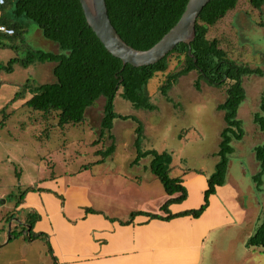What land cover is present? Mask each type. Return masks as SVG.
<instances>
[{
    "label": "rangeland",
    "instance_id": "374dc122",
    "mask_svg": "<svg viewBox=\"0 0 264 264\" xmlns=\"http://www.w3.org/2000/svg\"><path fill=\"white\" fill-rule=\"evenodd\" d=\"M262 21L264 7L258 11L249 0H240L208 34V38L218 39L221 48L238 64L263 71V75L243 78L246 99L239 108L238 118L246 134L242 141L232 143L235 153L228 167L229 180L238 181L248 193L254 188L251 173L259 170L253 148L264 141V133L253 123L264 91ZM31 50L59 52L58 46L46 40L38 25L29 20L20 37L0 38V65L5 68L0 69V264H56L43 239L29 240L23 233V222L29 210H22L21 206L16 208V203L26 189L47 183L67 200L70 217L80 213L79 206L83 203L122 219H128L132 211L139 209L159 213L167 196L149 169L150 158L132 165L137 155L135 122L117 119L111 131L113 138L108 134L100 137L103 97L88 108L84 122L64 127L58 126L55 114L45 116L27 106L30 94L16 98L28 79L34 85L55 82L53 63L21 66L20 61ZM14 59L17 61L10 64ZM182 66L183 58L171 55L167 72L156 74L148 83L147 93L156 110L135 109L120 96L121 90L115 99V110L121 115L136 116L142 122V151L171 154V177H186L193 170H203L210 176L215 171L214 153L218 151L220 133L225 126L224 113L218 106L226 99V87L210 86L201 81L197 88L198 74L191 72L179 78L168 93L169 100L162 95L160 87L168 73L177 72ZM112 144L115 145L112 155L99 162L102 154L97 151H105ZM111 196L118 198L115 206L108 202ZM255 196L258 197L259 227L264 212V186ZM52 198L47 204L54 208L59 206L56 201L59 204L60 200ZM236 228L217 231L219 237L215 244L219 251L228 247L237 234ZM215 234L212 233L205 243L204 263ZM236 250L242 252V246ZM248 253L243 264H264L263 251L249 249Z\"/></svg>",
    "mask_w": 264,
    "mask_h": 264
},
{
    "label": "trees",
    "instance_id": "16d2710c",
    "mask_svg": "<svg viewBox=\"0 0 264 264\" xmlns=\"http://www.w3.org/2000/svg\"><path fill=\"white\" fill-rule=\"evenodd\" d=\"M0 4V24L14 29L13 36L20 37L26 27V20L35 22L43 37L57 45L59 52L31 50L20 61L24 68L35 63H53L55 82L34 85L28 79L23 84L22 91L16 98L30 94L26 105L45 116L55 114L58 126L78 125L84 122L88 108L103 97L104 115L100 126V137L111 131L117 119L132 120L135 128L134 146L136 157L132 165L139 164L142 159L150 158L149 169L162 184L166 194L170 196L160 208L166 216L154 213L132 212L130 219L121 224L131 223L137 215H145L149 219L170 221L174 218L190 216L199 219L210 205V197L216 194L218 187L226 183L228 167L235 153L234 141H242L245 137L243 122L238 118L239 108L246 99L243 78L251 75H263L259 68L252 69L248 65L238 64L221 48L220 41L208 38L210 28L218 24L226 15L234 10L240 0H211L201 12L196 24V37L189 46L178 45L170 54L157 64L135 68L123 64L122 60L114 57L87 24L79 0H2ZM189 0H106L110 20L120 37L136 50H149L156 45L181 19ZM250 5L260 11L264 0H249ZM11 8V11H10ZM264 28V21L260 22ZM176 55L183 58L182 68L174 73H168L160 91L169 99L168 93L182 76L191 72L198 74L199 82L204 81L210 86L226 87V99L218 106L224 113V128L220 133L218 151L215 154L217 163L215 171L207 179L208 188L204 192L203 204L196 209L185 210L172 214L169 210L172 204L184 202L188 191L181 177H171L172 156L167 152L156 150L142 151L144 126L132 115H121L115 110V99L120 96L130 102L137 110L154 111L156 106L151 102L147 93L148 83L158 73H165L169 68V57ZM17 60H11L10 64ZM196 61V62H195ZM0 69H5L0 65ZM170 100V99H169ZM253 123L264 133V91L262 92L259 110L253 115ZM114 144L107 150H98L104 161L112 155ZM259 170L252 176L256 192L261 193L264 186V141L253 148ZM202 173V170H195ZM36 191L29 188L21 192L16 208L24 204L26 195ZM53 193L64 204V198L50 190H40ZM87 213H100L92 208ZM41 219L37 212L29 211L23 233L29 240L43 239L48 252L56 264L49 237L44 233L34 232L35 224ZM115 221L116 219H111ZM14 231L11 232V235ZM21 235V232L17 234ZM247 247L258 248L264 252V212L262 222L255 233L247 240Z\"/></svg>",
    "mask_w": 264,
    "mask_h": 264
},
{
    "label": "crops",
    "instance_id": "0c3cea01",
    "mask_svg": "<svg viewBox=\"0 0 264 264\" xmlns=\"http://www.w3.org/2000/svg\"><path fill=\"white\" fill-rule=\"evenodd\" d=\"M257 172L258 170L253 171L251 178ZM208 177L204 172L197 173L195 170L186 177H181L188 197L182 203L172 204L169 208L171 213L199 208L208 188ZM39 185L35 186L36 191L26 195L20 209L37 212L41 216L35 224L34 232L48 235L58 264H219V261L220 264H243L250 255L249 249L258 250L246 245L258 228L255 185L248 193L238 181L229 180L228 172L226 183L218 187L216 194L210 197V205L199 219L187 216L164 221L137 215L129 224L120 222L129 221L132 212H153L139 209L132 211L128 219H122L116 214L109 215L103 209H94L83 203L79 206L80 213L70 217L67 200L62 205L61 200L53 193L40 190H50L61 195L58 191L47 186V183ZM126 193L129 196V192ZM52 196L60 200L59 204L54 200L59 205L55 208L47 204V201L53 200ZM168 199L170 196L167 195L160 208ZM144 200L143 196L142 201ZM108 202L115 206L118 198L111 196ZM87 208L100 213H87ZM160 208L159 213L154 214L166 216ZM23 225L25 226L24 222ZM232 227H237L236 236L229 241L226 249L219 251L215 244L219 237L217 231ZM212 233L216 234L204 263V246ZM240 246L242 252L236 250Z\"/></svg>",
    "mask_w": 264,
    "mask_h": 264
},
{
    "label": "water",
    "instance_id": "95a60500",
    "mask_svg": "<svg viewBox=\"0 0 264 264\" xmlns=\"http://www.w3.org/2000/svg\"><path fill=\"white\" fill-rule=\"evenodd\" d=\"M89 27L109 53L122 60L124 66L135 68L157 64L178 45L189 46L196 37V24L203 9L211 0H189L186 10L178 23L149 50H136L129 46L114 28L108 13L106 0H79ZM196 62V61H195Z\"/></svg>",
    "mask_w": 264,
    "mask_h": 264
},
{
    "label": "built area",
    "instance_id": "2783aa9c",
    "mask_svg": "<svg viewBox=\"0 0 264 264\" xmlns=\"http://www.w3.org/2000/svg\"><path fill=\"white\" fill-rule=\"evenodd\" d=\"M0 4H3L2 0H0ZM14 34H15L14 29L0 24V35L13 36Z\"/></svg>",
    "mask_w": 264,
    "mask_h": 264
}]
</instances>
